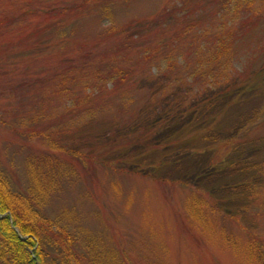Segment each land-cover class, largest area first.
<instances>
[{
    "label": "rangeland",
    "instance_id": "1",
    "mask_svg": "<svg viewBox=\"0 0 264 264\" xmlns=\"http://www.w3.org/2000/svg\"><path fill=\"white\" fill-rule=\"evenodd\" d=\"M108 3L112 19L101 16ZM255 5L264 7V0H256ZM166 8L175 17L184 12L179 0H0V18L28 10L36 28L51 27L45 36L31 38L33 28L17 34L16 24L0 21V170L11 188L24 191L29 182L27 159L33 153L51 152L46 138L108 158L129 151L120 144L124 135L139 132L140 126L150 127L144 132L147 145L132 146V162L144 160L138 170L132 162L126 163L127 172L94 163L93 176L86 164L80 177L70 173L63 177L44 213L55 217L66 210L71 225L91 241L99 240L104 252L113 249L124 264H264V65L260 69L255 63L247 65L232 95L213 103L210 113L203 110L208 102L195 100L192 91L180 92L184 94L178 108L163 107L165 113L160 107L144 110L141 87L163 88L165 81L157 76L160 80H142V90L130 88L142 109L133 121L111 131L114 136L100 126L110 119L107 112L96 113L101 120L95 118L98 124L92 123L90 129L99 132L91 136L81 134V126H67L82 119L88 103L66 101L65 86L76 93L75 99L84 96L63 75L106 71L110 57L119 66L153 73L162 71L157 67L164 69L170 58L177 60L179 69L184 56L192 57L196 45L192 42L203 32L196 26L186 38H175L180 31L176 22L155 19ZM205 8L194 16H203L199 26L210 38L220 23L229 24V13H215L210 3ZM61 9L67 11L59 16L61 24L77 28L70 36L56 35L54 14ZM111 22L116 30L102 34ZM140 22L144 26L139 37H127L132 29L122 32ZM259 40L256 56L264 52V34ZM123 41L130 47H124ZM246 57L236 64L237 73L250 60ZM118 90L96 92L98 101L93 92L88 105L96 107L109 99L104 105L113 109ZM192 104L198 107L197 114L182 110ZM212 135L215 139H208ZM115 137L118 141L112 142ZM221 137L234 138L228 151L221 146L208 148ZM57 159L68 172L74 168L79 172L82 166L72 156L58 154ZM4 216L0 212V219ZM19 236L29 238L21 232ZM0 264L7 263L0 258Z\"/></svg>",
    "mask_w": 264,
    "mask_h": 264
},
{
    "label": "trees",
    "instance_id": "2",
    "mask_svg": "<svg viewBox=\"0 0 264 264\" xmlns=\"http://www.w3.org/2000/svg\"><path fill=\"white\" fill-rule=\"evenodd\" d=\"M179 1L182 5L180 10L184 11L181 13V16L179 15L180 17L173 16L172 10L166 8L160 11L155 19L159 21L165 18L168 21H173L174 24L176 22L180 31L177 29L174 36L178 39L189 36L192 28L196 26H198L197 29L200 28V32L203 33H200L197 40L192 42L196 44L193 45L195 47V53L191 54L192 57L184 56L183 67H179V69L176 68L177 60L170 58L164 69L161 66L157 67V70L162 71H155L154 73L153 71H133L130 67L119 66L117 60L110 57L108 62H106V71H97L95 69V71L90 72H75L70 77L63 75V79L74 82L78 87L77 91L84 96V99H75L77 97L76 93L68 86H65L63 92L65 97L69 96L66 99L67 102L70 99L76 103L83 102L84 100L85 103L89 104L92 97L94 99L97 98V101L100 100L98 99L100 95L96 96V92L113 91L114 88H119L115 92L116 98L113 109H108L104 105L106 104L105 101L108 102L109 99L104 100L102 103H97L96 107L87 104L82 119L72 121V124L67 125L68 128L73 125L77 127L81 126L84 128L81 134L91 136L93 132H99L97 128L95 131H91L90 129L92 123L97 122L95 118L98 121L101 120L96 113L104 116L107 112L109 114L107 116L110 119L101 121L100 126L103 125V130H105L106 135H110L109 133L111 131L115 132L119 126L130 123L139 116L143 105L145 106L144 110L146 107L148 109L160 107V111H164L163 107L178 108L181 104L182 94H187L190 91H192V94H195V100L205 99L208 102L203 105V110L208 108V112L210 113L213 103L217 101L221 102L219 100L220 98L232 95L230 92L233 90L232 88L235 83L244 79V74L248 68L247 65H253L255 63V68H263L264 60H262L261 56L264 55V52L256 56V52L258 51L256 46L259 45V38L264 34V26L261 25L264 22L263 5H255L256 0ZM191 1L194 2L192 5L189 4ZM209 3L212 8L214 7L213 11L215 13L217 12L219 15H222L225 11L229 13V24L225 25L224 22L220 23L219 28L212 33L210 38H207L205 37L207 30H204L202 28L203 26H199L200 22L203 21V16L198 17L194 15L206 9L205 6ZM109 7V3L103 6L102 10L104 11L101 12L103 18L112 19ZM31 13L33 12L23 10L13 14L11 11L9 13L10 15H5L6 17L4 18L1 17L0 21L4 20L7 23L16 24L17 29L15 32L17 34H25L27 30L33 28L30 33L31 38H40L48 34V30L51 27L43 25L36 28ZM65 13H67L66 9H61L54 14V18H57L55 22L57 23L56 28L58 32L56 35L58 37L70 36L77 29L73 25L61 24L60 15ZM235 23H237V26H233ZM134 25H128L122 31L125 32L127 29L134 30L129 35L127 33L129 39L135 35L139 37L143 33V22L135 23ZM104 30L102 34L115 31L114 23L111 22L110 26ZM127 46L130 47L124 42V47ZM242 56H247L246 60H250L248 63L246 62L247 64H244L243 71L237 73L236 64L240 62ZM157 76L162 77V80L164 79V87L160 90L152 87H141L144 92V102L142 103V107L141 104L137 105L139 98L131 94L130 88H136L138 86V89L142 90L139 88L142 80H160ZM187 83L190 85V89H183L182 87L187 85ZM176 88H179V90H176ZM207 91L209 94H207ZM93 92L95 93V97L90 96ZM180 92L184 93L181 94ZM173 93L174 97L172 95ZM170 95H172V98ZM72 103L70 106L75 108V104ZM130 103H132L131 106ZM182 110L198 113V107L194 106V104H192L191 108L183 107ZM176 115L177 113L175 112L171 116ZM138 128H140L139 132L132 131L124 135V139L120 141V144H123L122 146L124 147L126 146L129 151L126 149V151H120L119 154H113V157L108 158L98 157L97 155L92 156L87 154L84 149L74 150L55 139L46 138L48 140V148L51 152L33 153L27 159L26 166L29 182L24 191H17L11 188L8 178L0 170V212H5V216L0 219L1 260L7 264H124L118 259L113 249L104 252L99 240L91 241L77 227L71 225L70 221L66 219L68 217L66 210L57 214L55 217L47 216L44 210L53 192L58 189L63 177L69 175V173L77 174L80 177V172L87 170L86 164L89 165V169L91 168L89 170L91 175H93L91 165L94 163L102 167L112 168L118 172L129 171L126 163L129 164L135 161V154L132 149L133 144L143 143L147 145L148 139L144 132L148 133L151 130L150 127L142 126L141 129L140 126ZM113 133L111 132V134ZM139 134L142 136H139ZM96 135L99 136L98 134ZM214 137L212 135L208 139H215ZM254 139L256 138L253 137L251 141H255ZM111 141H118L117 137ZM233 142V137L226 139L221 137L220 142L212 143L208 148L221 146L225 147L226 151H228L229 146ZM58 154L64 157L72 156L74 162L79 165L80 161L82 166L80 165L79 172L75 168L70 169V172H68L65 169V165L61 166L60 161L57 159ZM143 161L140 163L132 162L135 163L136 170H138L137 167L141 166ZM146 164L144 162L143 165ZM20 232L28 234L29 238L26 239L27 241L20 238ZM254 245L257 246L258 244L255 242ZM27 246L33 248L32 251H27L25 248ZM249 251L252 253V249Z\"/></svg>",
    "mask_w": 264,
    "mask_h": 264
}]
</instances>
